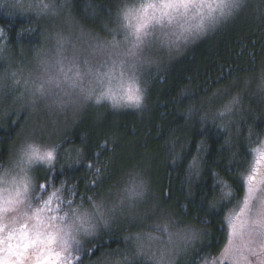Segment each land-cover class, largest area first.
<instances>
[{"label": "trees", "instance_id": "obj_1", "mask_svg": "<svg viewBox=\"0 0 264 264\" xmlns=\"http://www.w3.org/2000/svg\"><path fill=\"white\" fill-rule=\"evenodd\" d=\"M125 1L53 0L66 2L81 27L97 33L116 18ZM37 17L0 7V29L5 32L0 45L6 47L0 74H9L16 67L12 59L18 60L20 55L29 59L42 48L46 32ZM242 17L195 42L148 88L142 86L146 89L145 107L117 111L100 104L57 140L54 167L35 175H48L44 197L59 188V200L54 197L57 207L81 209L130 191L136 184H142L145 193L147 181L143 201L155 209L151 214L142 212L139 219L145 218L148 225L174 223L172 226L199 230L201 241L186 262L179 264H203L216 256L226 243L225 217L242 202L251 151L264 137V99L254 100L257 95L251 91L244 94L240 86L244 79L258 74L259 68L264 70V0H258ZM234 92L243 98V110L234 112L237 124H230L227 114L220 118L217 113L222 108L220 102ZM7 111L10 115L0 124V169L10 162L26 118L24 111ZM197 161L199 174L190 168ZM105 162L108 167L97 178L95 167ZM218 179L231 186L230 199H219ZM42 191H36L37 203ZM210 203L215 206L210 208ZM150 231L154 230L143 225L120 224L103 235V245L95 255H84L86 263L106 250H117L119 257L125 258L124 241Z\"/></svg>", "mask_w": 264, "mask_h": 264}, {"label": "rangeland", "instance_id": "obj_2", "mask_svg": "<svg viewBox=\"0 0 264 264\" xmlns=\"http://www.w3.org/2000/svg\"><path fill=\"white\" fill-rule=\"evenodd\" d=\"M47 2V0H43ZM199 2V0H197ZM207 3H213V0H206ZM247 7L240 11L238 14L229 17L227 19H221L216 24H208L207 19L204 23L207 25L202 32H198L195 29V26L200 23V16H207L208 9L203 8L202 10L196 7L189 6L187 9L184 8H175V9H163L161 6L164 3V0H127L120 7L116 18L110 23L104 26L102 33H97L94 31L87 30L86 28L81 27V25L70 15L69 5L66 2L55 3L59 15H62L67 21V31L62 32V34L68 37V43L63 45L61 49L57 44V41L48 43L44 37V42L42 48L31 58L19 56L18 60L12 59V63H16V67L9 74H6V77H11L13 73L16 74V78L21 80L19 86H15L14 91L12 92L13 100L16 95H22L25 91L24 80L29 82L34 81L37 76L46 77L48 75L53 76L56 79L61 81L60 88L58 91H63L69 89L71 91H81V89H91L93 96H99L101 92L111 91L114 94L115 88L121 86L125 81V72L123 66H118L117 63L114 64L113 60L116 58L113 56L109 58L108 56H100L86 51H80L78 54L74 53L73 44L77 45V48H86V45H79L76 40V36L81 32L90 34L92 37H95L99 41H110L112 36L115 35L118 40L124 39L125 35L129 36V41H133L134 37L130 35L133 31L131 27L121 28L120 24H128L129 21H124L122 17L123 11L126 9H138L143 5L154 4L157 5L156 9H148L150 14H154L159 18V22L153 19L145 28V32L148 33L146 39L147 41L154 45L151 50H148L147 47L144 49V54L151 56L152 63L142 65L140 72V87L146 86L147 88L152 84V82L165 72L168 66L178 58H180L195 42L202 39L203 37L208 36L213 32L217 27L222 24H226L231 20H234L236 17L248 15L255 5H257L258 0H246ZM38 4L40 0H25V7L28 4ZM15 9V8H14ZM17 10V9H16ZM22 14H33L37 16L36 11H20ZM215 14V13H214ZM118 17V18H117ZM41 20L44 31L49 30V18L47 17H37ZM135 24V20L130 22ZM114 29L115 31H110ZM131 47V43L127 45V48ZM58 49H60L58 51ZM42 54V57H41ZM76 55L75 66L70 62L73 59V56ZM41 57L46 63L39 64L37 63V58ZM71 69V71H68ZM62 72H68V75L75 80L76 87H71L70 81L64 80ZM79 72V76H76V73ZM261 73H264V70H258V74L254 75L252 78L244 79L241 83V90L244 94L249 91L253 92L257 97L253 96V99H258L261 101L264 99V95L259 91L257 84L259 82ZM115 81V84L113 83ZM5 87L11 86L10 79H5L2 81ZM127 88V86L125 85ZM262 95V96H261ZM233 97H236L238 103L232 105V111L228 113L227 122L230 124H237V119L234 118V112H242V102L243 98H239L234 92L230 98L223 99L220 104L222 105L221 111L225 105H228ZM107 104L113 110L124 111V110H137L133 107H115L111 106V102L101 99L100 103L88 104L78 112L73 110H64V111H53L48 113L46 119L50 124L51 129H55V134L50 138L46 137L44 139L45 144L57 145V140L63 137L67 132L72 131L82 119L90 112L94 111L95 107H99L100 104ZM5 110H19L26 113V118L22 122L21 133L19 137L32 126L35 117L32 111L25 107L19 102L10 101L6 106ZM17 138V141L19 139ZM17 143V142H16ZM15 143V145H16ZM14 145V146H15ZM14 149V148H13ZM40 166H34V168ZM264 169V137L260 142L252 149L251 151V162L249 165V172L246 173L243 180L244 184V196L242 202L239 206L231 209L225 217L227 238L226 243L221 249V251L211 259L206 260L203 264H264V254H259L256 257H249L248 259H240L241 253L245 257L248 256L246 250H244V245L248 241V227L251 223V219L254 215L256 209L261 205V202L264 201V176L261 175V170ZM248 171V170H247ZM23 173L20 171V165L18 160L13 159V151L10 162L2 169H0V202L7 200L10 196L15 194V191L22 187L20 181L23 178ZM30 175L35 177L36 171L33 170L30 172ZM252 178V185L254 186V193L249 196V184L248 179ZM119 192V194H113L107 200L114 202L119 198L123 197L125 194L131 195V191L124 193ZM37 196V195H36ZM35 198L31 196L28 201H25L23 204L19 205L18 208L22 211H27L29 216L32 215L37 209H41V228L40 231L43 234L52 232L51 225L55 224L58 226H63L62 221L58 218L60 216H65V214H71L72 210H75L77 214L90 213L91 211H97L93 205L96 203H91L90 206L77 208V207H57L58 200H55L52 197L51 203L45 207L44 200L36 202ZM144 198V197H143ZM155 200V197H154ZM31 203V208H27L26 205ZM62 203V201H60ZM141 212L145 214H151L155 209L154 206L149 205L147 201L140 202ZM17 212H10L3 214V225L9 223L10 219L14 216H17ZM145 219V218H144ZM144 219L129 220L126 225H143L148 229L154 230L150 232H140L136 233L134 236L129 237L126 241L125 249L126 252H123L126 255V264H149L148 253L149 252H159L164 253L165 259L168 261V264H179L185 263L188 259V254L192 249L201 241V238L192 240L188 243H184L182 237L188 233L199 232V230L190 228V227H178L172 226V224H162L158 223L156 225L145 224ZM29 225V231H31L32 225L37 223L36 219H29L26 221ZM230 224L232 225L230 227ZM3 225H0L2 227ZM7 230L0 231V240L7 238ZM200 237V233H199ZM14 245L17 243L16 240L11 241ZM6 247V245H5ZM60 251L59 248L56 249ZM36 250L33 249L29 255L32 257V260L35 259ZM0 255H7V253H0ZM64 253L61 252V257L63 261ZM79 258V254L71 253L66 261H63V264H76V261ZM84 264L86 263L85 257H83ZM29 264H32V261H29Z\"/></svg>", "mask_w": 264, "mask_h": 264}, {"label": "snow or ice", "instance_id": "obj_3", "mask_svg": "<svg viewBox=\"0 0 264 264\" xmlns=\"http://www.w3.org/2000/svg\"><path fill=\"white\" fill-rule=\"evenodd\" d=\"M13 7L19 11H36L37 16L40 17H55L57 16L58 10L56 8L53 0H47L43 2L40 0L38 4H28L25 7V0H14L13 3L9 4L7 0H0V7ZM189 6L196 7L199 9L207 8V16H200V23L195 26L196 31L202 32L207 25L204 23L207 19L208 24H216L221 19H227L238 14L240 11H243L247 7L246 0H213V3H207L206 0H164V3L161 6L163 9H175V8H184L187 9ZM157 5L147 4L143 5L138 9H126L122 13L124 21H129L128 24H120L121 28L131 27L133 31L130 33L134 37L133 41H129V36L125 35L123 41L117 40L115 35L110 41H98L95 37H92L90 34L81 32L76 36V40L79 45H86V48H77L76 44H73L74 53L78 54L80 51H86L100 56H108L109 58L113 57L115 54L117 57L120 55H129L135 57L139 60L142 65L151 64V56L144 54V49L147 47L148 50H151L154 45L150 44L146 37L148 35L145 32V28L151 20L155 19L159 22V18L154 14H150L148 9H156ZM215 13V14H214ZM135 20V24L130 22ZM29 31L31 29H28ZM110 31H115L110 29ZM5 32L3 29H0V39H3ZM57 35V44L60 48H63V45L68 43V37L64 36L62 33H56ZM131 43V47L127 48L126 51L121 52L122 45H128ZM60 49H58L59 51ZM139 50V52L137 51ZM6 52V47L0 45V59L4 58V53ZM76 55L73 56V59L70 61L75 66ZM123 60H119V64H123ZM46 63L45 61L41 62ZM113 63L116 64L117 60H113ZM68 71H71L69 69ZM64 80L70 81L71 87H76L75 80L68 75V72H62ZM79 72L76 73L78 77ZM10 79L11 86L5 87L2 83L3 80ZM25 88L32 91L33 95L39 93L41 96L44 95L46 91H50L53 86L59 88L61 81L54 78L51 75L46 77H40L39 83L35 80L29 82L28 80L23 81ZM21 80L16 78V74L13 73L11 77H6L3 74H0V101H3L7 94H11L14 91L15 86H19ZM261 90L264 91V82L260 85ZM67 94V93H65ZM81 94L85 95L86 98L92 97V90L81 89ZM108 98L114 100L113 107H119V101L115 100L114 94L110 91L104 92L99 96H96L97 103L101 99ZM143 93L138 89L135 84L129 85L125 89L124 99L127 101L128 107H133L140 109L145 107L142 104ZM238 103L236 97H233L228 105H225L223 111L217 113L220 118H226V114L232 111V105ZM33 112L35 111V104L32 105ZM63 109L61 108V111ZM80 109L75 108L74 112H78ZM54 109L50 108L48 113L53 112ZM189 115L192 113V108L188 109ZM10 115L9 111L5 108L0 107V124H2ZM15 122V121H13ZM55 131V129H53ZM27 146L22 149L21 155L19 156L18 163L20 165V171L24 174L20 183L22 187L15 191V194L10 196L7 200L0 202V225H3V214L10 212H17L18 215L10 219L9 223L0 227V231L7 230L8 235L4 240H0V253H7V255H0V264H29V261H32V264H63V261H66L68 256L71 253L79 254V258L76 261V264H84L83 257L87 253H92L95 255L97 249H100L103 245V235L106 233H100L98 231V223L92 222L88 213L77 214L75 210L71 211V214H65V216H60L58 219L63 223V226L51 225L52 232L43 234L40 231L41 228V209H37L35 212L29 216L27 211H22L18 208L19 205L23 204L25 201L30 199V193L32 197L36 196L37 190H43L40 199H44V195L47 194L48 190V175L45 174L43 177H33L30 175V172L35 170L47 171L54 167L55 163L58 160V148L59 145L54 146H45L41 147L39 143L35 142L33 138L29 137ZM228 141H226L227 143ZM80 153H77V161L79 162ZM34 166H40L34 168ZM88 167L93 168L92 164H89ZM108 167L107 162H105L100 167H95V175L99 178L105 168ZM190 168L193 170V173L199 174L198 161L194 162L193 165H190ZM261 175L264 176V169L261 170ZM45 182L41 183L40 180ZM252 178L249 177V196L254 193V186L251 183ZM217 187L219 189V199L221 201L230 199L233 195L231 186L225 184L222 180H217ZM61 189H56L55 192L49 195L48 199L44 200V205L47 207L52 200V197L59 199V192ZM131 195L141 196L143 194V185L136 184L133 189L130 190ZM73 201L69 200L68 203L71 205ZM214 203H210L209 207H214ZM27 208H31V203L29 202L26 205ZM93 207L97 210L96 213L99 217V223L103 224L104 228H109V221L112 218L110 215L102 211L103 203H96ZM35 218L37 223L32 225L31 231H29V225L26 222L29 219ZM232 225L230 224V227ZM248 241L244 245V250L247 251L248 256L245 257L243 253L240 255V259H248L249 257H256L259 254H264V201L261 202V205L256 211L251 219V223L248 227ZM199 233L192 232L188 233L182 237L184 243H188L192 240L198 239ZM16 240L17 243L14 245L11 241ZM6 245V247H5ZM59 248L60 251L56 249ZM35 249V259L32 260V257L29 253ZM61 252L65 255L61 257ZM126 259V257H125ZM90 264H120L119 254L117 250H106L101 251L100 255L96 260L90 261Z\"/></svg>", "mask_w": 264, "mask_h": 264}, {"label": "clouds", "instance_id": "obj_4", "mask_svg": "<svg viewBox=\"0 0 264 264\" xmlns=\"http://www.w3.org/2000/svg\"><path fill=\"white\" fill-rule=\"evenodd\" d=\"M49 21H50L49 30L45 34V39L48 43H52L53 41H57L58 37L56 33H62L67 31L68 21L62 15L59 14L55 17H50ZM120 41H123V39H121ZM126 50H127V45H122L120 51L124 52ZM137 51L139 52V50ZM113 56L116 58L118 66L121 65L119 64V60L122 59L124 61L122 66L125 72L124 83L121 86L115 88L114 90L115 100L119 101V105L121 107H128L126 106L127 101L124 99L125 89H126L125 85L128 87L131 84H135V86L138 89H140L141 92L143 93L142 104H144V98H145L144 94L146 93V89L140 87V78H139L142 68V63L139 60H137L135 57L129 55H120L119 57H117L114 54ZM41 57L37 58V63L39 64H42L41 62L44 61ZM39 78L40 76H37L35 79L37 83H39ZM262 82H264V73H261L259 82L257 84L259 91L261 92L262 95H264V91H262L260 87ZM113 83L115 84V81ZM59 88L53 86L50 91H46L42 96L39 93H35L33 95L31 90L25 89L24 94L16 95L14 100H13V95L11 93V94H7L3 99V101H0V107L2 108H6V106L9 104L10 101L19 102L23 104L25 107H28L32 111L35 117L32 126L28 128L19 137L16 145L14 146L13 149L14 160H18L19 156L21 155L22 149L27 146L28 142H32L31 140H29V137L33 138L35 142L39 143L41 147L54 146L53 144L44 143V139L46 137L50 138L52 135L55 134V131H53V129L50 128V124L46 119L50 108L54 109V111H61V108L63 109L62 111L64 110L74 111L75 108L82 109L88 104H93V103L98 104L96 101V96L92 95L91 98H86L85 95L81 94V91L74 92L69 89L58 91L57 89ZM102 93L103 92H101L100 94ZM104 100L110 101L111 106L113 107L114 100L108 98H104ZM33 104H35L34 112L32 108ZM146 190H147V181H145V193H143L141 196L125 194L123 197L119 198L114 202H111L109 200L102 201L103 203L102 211L110 215L112 218L109 221L110 227L106 229L104 228L103 224L99 223V217L96 211H91L89 213V216L92 222L98 223V231L103 234L108 232L109 230L115 229L120 224L126 223L129 220L139 219L142 215L139 205L144 195H146ZM119 259H120V264H126L125 260H123L120 257ZM148 261L149 264H168V261L165 259L164 253H159V252H149Z\"/></svg>", "mask_w": 264, "mask_h": 264}]
</instances>
